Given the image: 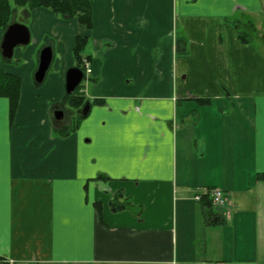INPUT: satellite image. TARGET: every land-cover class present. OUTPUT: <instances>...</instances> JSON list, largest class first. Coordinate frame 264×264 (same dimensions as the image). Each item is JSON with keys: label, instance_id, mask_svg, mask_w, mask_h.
Listing matches in <instances>:
<instances>
[{"label": "crops", "instance_id": "obj_1", "mask_svg": "<svg viewBox=\"0 0 264 264\" xmlns=\"http://www.w3.org/2000/svg\"><path fill=\"white\" fill-rule=\"evenodd\" d=\"M237 15L264 42V0H91L90 28L16 8L30 39L11 58L0 49L20 79L11 119L0 96L2 260L264 264V55L238 40L226 19ZM77 35L91 66L80 91L103 102L61 136L53 110H65ZM211 187L228 196V218L193 199Z\"/></svg>", "mask_w": 264, "mask_h": 264}, {"label": "trees", "instance_id": "obj_2", "mask_svg": "<svg viewBox=\"0 0 264 264\" xmlns=\"http://www.w3.org/2000/svg\"><path fill=\"white\" fill-rule=\"evenodd\" d=\"M23 8L25 11H29L34 7H47L52 12L56 13L59 17L63 19L76 18L80 24L86 28H90L92 25L91 21V0H0V28L5 29L6 26L12 22V14L16 11V8ZM228 22L229 19L226 18ZM235 21H238L237 19ZM230 22L237 30L238 40L242 43H248V32L241 31L239 29V23ZM88 42V37L85 35H77L75 37L74 46L72 48V54L74 57L75 64L84 71L83 59L89 58V55L84 54V48ZM185 45V38L181 35H177L175 39L176 52L180 54H185L181 48ZM4 59H7L3 57ZM83 81V79H82ZM82 81L78 84L72 93L65 94V104L70 108L76 110V114L72 115L68 123L60 125L58 128H54V131L61 136H66L76 130L80 121L88 113L91 104H101L103 102L100 98H94L88 100L84 97L81 88L83 86ZM34 82L39 85L40 83ZM19 87L20 79L14 74L8 73L0 68V96H5L8 98L9 102V115L12 118L19 99ZM202 102L208 101L207 99H200ZM86 104H89V108L86 113L82 112V109ZM264 179V173L258 175ZM96 207H97V203ZM113 205V201L111 202ZM113 208H116L114 206ZM221 221V220H220ZM18 262H13L12 264H17ZM0 264H6L0 257ZM19 264V263H18ZM25 264H36L32 262H27Z\"/></svg>", "mask_w": 264, "mask_h": 264}, {"label": "water", "instance_id": "obj_3", "mask_svg": "<svg viewBox=\"0 0 264 264\" xmlns=\"http://www.w3.org/2000/svg\"><path fill=\"white\" fill-rule=\"evenodd\" d=\"M30 34L28 27L18 21L10 22L2 35V39L0 42L1 54L5 58H11L13 54L14 47L18 45H24L29 42ZM52 60V48L49 45H46L41 48L39 52V61L37 68L34 72V80L38 83H41L45 77L46 71L49 68V65ZM84 77V71L77 67L71 66L66 70L65 74V92L67 94L72 93L78 84L82 81ZM89 108V104H86L82 109L83 113H86ZM56 112H58L56 114ZM55 118H62V111L56 110Z\"/></svg>", "mask_w": 264, "mask_h": 264}, {"label": "built area", "instance_id": "obj_4", "mask_svg": "<svg viewBox=\"0 0 264 264\" xmlns=\"http://www.w3.org/2000/svg\"><path fill=\"white\" fill-rule=\"evenodd\" d=\"M83 68L85 75L91 72V66L86 60L83 61ZM203 196H206L210 203L220 210L223 217L228 218L230 216V201L221 188H204L201 192L194 193L193 199L199 201Z\"/></svg>", "mask_w": 264, "mask_h": 264}, {"label": "rangeland", "instance_id": "obj_5", "mask_svg": "<svg viewBox=\"0 0 264 264\" xmlns=\"http://www.w3.org/2000/svg\"><path fill=\"white\" fill-rule=\"evenodd\" d=\"M20 9V8H19ZM19 15V14H18ZM243 18V17H242ZM232 19V18H231ZM238 20V21H235V20ZM230 22H234L235 21V23H238V22H240L239 23V29L241 30V31H245V32H248V38H249V42L248 43H252V44H254L256 47H258V48H260L261 50H262V52H263V55H264V42H262V39L261 38H256L255 36L253 37V34H251V30L250 31H248L247 30V27L246 26H248L247 25V23H244V21L243 20H241V18H240V16L239 15H237V16H234L233 17V20H229ZM229 22V23H230ZM49 72H51V67H50V69H49ZM82 83H84V80L82 81ZM65 113H67L68 112V110H70V111H72V113H73V115H75L76 114V111L73 109V108H70L67 104H66V106H65ZM3 262L4 263H6V264H12L13 262H11V261H9V260H3ZM18 264V263H17ZM19 264H25V263H19Z\"/></svg>", "mask_w": 264, "mask_h": 264}, {"label": "flooded vegetation", "instance_id": "obj_6", "mask_svg": "<svg viewBox=\"0 0 264 264\" xmlns=\"http://www.w3.org/2000/svg\"><path fill=\"white\" fill-rule=\"evenodd\" d=\"M56 110H61V111H62V114H61V115H62V118H61V119H66V121H65L66 123L69 122V120L71 119V117H72V115H73L72 111L68 110V112L65 113V112H66V111H65L66 109L64 110V109H61L60 107L56 106V107L54 108V110H53V116H54V120H57V121H58L59 119H56V118H55L56 115H55V113H54ZM75 111H76V110H75ZM57 113H58V112H56V114H57Z\"/></svg>", "mask_w": 264, "mask_h": 264}]
</instances>
